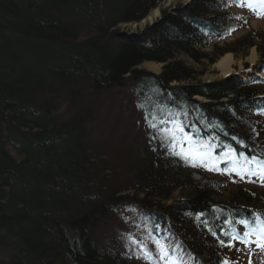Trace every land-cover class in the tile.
<instances>
[{"label": "trees", "instance_id": "16d2710c", "mask_svg": "<svg viewBox=\"0 0 264 264\" xmlns=\"http://www.w3.org/2000/svg\"><path fill=\"white\" fill-rule=\"evenodd\" d=\"M162 1L0 0V264L148 262L129 237L155 264L157 240L198 246L218 264L220 241L243 235L252 215L239 206L253 194L236 187L219 200L231 176L167 154L160 129L174 122L221 160L258 157L264 96L234 76L198 81L178 57L211 65L258 45L261 69L264 43L204 50L234 28L226 0L162 10L138 35L117 28ZM146 61L165 65L156 75L139 68ZM121 102L135 111L129 133ZM175 191L183 197L169 203Z\"/></svg>", "mask_w": 264, "mask_h": 264}, {"label": "rangeland", "instance_id": "374dc122", "mask_svg": "<svg viewBox=\"0 0 264 264\" xmlns=\"http://www.w3.org/2000/svg\"><path fill=\"white\" fill-rule=\"evenodd\" d=\"M191 0H163L158 8L155 10H152L148 16L143 19L142 21L138 23H127V24H121L117 26V28L123 32L126 33L127 35H138L142 32V30L148 26L153 24L155 21L160 19L161 17V11L166 10L167 12H173L174 9H177L180 6H183L187 3H189ZM231 11H239L242 13L245 17L244 22L240 24L238 29L232 33V35L228 38H226L223 41H220L217 45L218 47L222 49H229L233 47H238V44H242L244 39L246 37H251V39L257 40L258 44L264 43V16L257 18L254 12H247L244 9H239L236 7H232ZM156 11V12H155ZM213 48V47H212ZM212 48H206L207 52H211ZM259 46L257 47H251L247 51V55H241V53H231L227 52L225 55H230L231 57V65L230 68L231 70L227 73H223L222 70L217 66V62L220 59H218L215 63L208 65L206 62H203L201 64H197L192 62L189 58L186 56L180 54L178 59L183 62L186 66H189L193 69L194 76H196V79L198 81H215L219 80L222 78H226L229 76H234L237 79H241L242 81H249L250 79L257 78L255 69V64L259 61H261V54H259L258 51ZM254 57V58H253ZM264 61V55H263V60ZM165 65V63H158V62H153V61H146L140 65V69H143L144 71L153 73V74H160L162 71V67ZM156 68V69H155ZM179 84L178 82H172L171 85H176ZM255 89L258 90L259 96L264 95V86H260L259 88L255 87ZM123 94H120V96ZM116 95H113V97ZM125 102H121L120 105L117 103L115 106L119 108L118 112L119 113V120L120 124L123 122L127 123V128H125V131L127 132L130 126V122L134 121L135 119V112L131 108H125ZM258 129L261 133L262 136V143L264 144V118H261L258 120L257 123ZM129 133V132H127ZM126 133V134H127ZM126 134H121L120 137L122 140H125ZM243 186L255 190L256 188L260 189L261 185H255L253 183H243ZM237 186L232 185L228 186L227 188H224V193L218 197L220 200H229V190L230 189H235ZM264 188V187H261ZM256 190L259 194H262L259 192V190ZM257 193V194H258ZM183 195L179 193V191H175L173 194V199L169 200V203L171 201H178ZM257 202V198L255 197V200L253 202V205ZM197 254L201 256V258L206 259V255L202 254L199 250V247H196ZM228 257L233 260L231 261L232 264H249V261L247 262L245 259H243V255L241 253H238V251H226ZM260 254H257L253 256L251 260V264H264V251L259 250ZM207 264H210L207 262Z\"/></svg>", "mask_w": 264, "mask_h": 264}, {"label": "snow or ice", "instance_id": "6c2138e0", "mask_svg": "<svg viewBox=\"0 0 264 264\" xmlns=\"http://www.w3.org/2000/svg\"><path fill=\"white\" fill-rule=\"evenodd\" d=\"M237 7H247L249 10L253 11L257 18L264 16V0H240ZM239 19V17H237ZM235 31V29H231ZM229 32V34H230ZM156 118L153 117V120ZM167 129H160L162 136L161 143L167 146V154L173 156H179L186 164L191 167H204L207 171L220 172L222 175H233L235 174L240 179H248L251 176L258 175V173L250 167L251 164L256 163L257 167L261 163L257 158L242 159L243 154L239 156L233 155L231 151L224 153V159H219L213 154L212 149L215 147L207 141H198L191 136L183 134V129L175 126ZM151 127L155 128L156 124L152 123ZM225 163L228 165L225 169H220L219 164ZM260 179L264 181V170L259 173ZM249 182H251L249 180ZM253 215H257L253 213ZM199 219V217H197ZM206 223V222H205ZM239 223L245 225L246 230L243 235L231 234L229 241L226 244L225 241L221 240V246L234 247L232 241H238L247 247L249 244L254 243L257 248L264 250V226L253 227L248 229V221L242 220ZM223 235H229L228 233H223ZM255 239H251L252 237ZM129 242L133 245H139L140 250L143 253L142 257H137V259H145L148 264H155L146 246L142 245L141 242L136 239L129 237ZM156 245V255L158 257L159 264H183L182 259L179 256H173L172 252L169 250L167 245L159 240L154 242ZM239 251V249H237ZM221 264H232L229 260H224ZM251 264V260L249 261Z\"/></svg>", "mask_w": 264, "mask_h": 264}, {"label": "bare ground", "instance_id": "6f19581e", "mask_svg": "<svg viewBox=\"0 0 264 264\" xmlns=\"http://www.w3.org/2000/svg\"><path fill=\"white\" fill-rule=\"evenodd\" d=\"M231 62H232V60H231L230 55H225L216 64H217V66H219V68L222 70L223 73H227L231 70V68H230ZM199 263L204 264L203 261H200Z\"/></svg>", "mask_w": 264, "mask_h": 264}]
</instances>
